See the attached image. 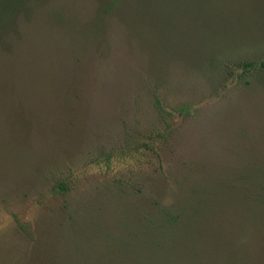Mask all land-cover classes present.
I'll use <instances>...</instances> for the list:
<instances>
[{"label":"rangeland","instance_id":"rangeland-1","mask_svg":"<svg viewBox=\"0 0 264 264\" xmlns=\"http://www.w3.org/2000/svg\"><path fill=\"white\" fill-rule=\"evenodd\" d=\"M262 63L264 0H27L0 31V264H264Z\"/></svg>","mask_w":264,"mask_h":264},{"label":"trees","instance_id":"trees-1","mask_svg":"<svg viewBox=\"0 0 264 264\" xmlns=\"http://www.w3.org/2000/svg\"><path fill=\"white\" fill-rule=\"evenodd\" d=\"M3 4L0 8V31L4 30L12 23V19L18 13L19 10L26 7L27 0H3ZM264 66V63H262ZM256 67L255 64L250 62H244L237 65V69H244L246 71ZM60 190H65L64 185H61Z\"/></svg>","mask_w":264,"mask_h":264}]
</instances>
